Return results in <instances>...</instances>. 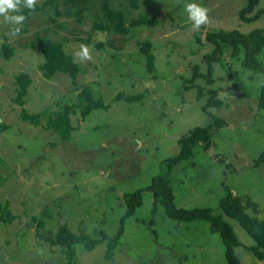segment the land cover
I'll return each instance as SVG.
<instances>
[{"label":"rangeland","instance_id":"rangeland-1","mask_svg":"<svg viewBox=\"0 0 264 264\" xmlns=\"http://www.w3.org/2000/svg\"><path fill=\"white\" fill-rule=\"evenodd\" d=\"M91 2L80 25V39L85 42H65L66 51L81 68L74 81L64 73L45 79L39 70L42 55L28 46L34 32L47 26L41 15L24 21L29 32L10 34L11 24L0 14V54L7 42L13 51L10 59L0 55V108L8 125L12 124L0 136V156L6 160L5 164L0 161V204L9 202L18 217L11 224H0V264H64L63 248L50 247L39 238L40 221L42 233H55L65 224L72 232L93 238L100 233L114 236L126 210L124 194L147 187L163 170L162 162L179 153L178 139L194 127L210 125L214 118L226 124L210 129V147L199 142L189 157L171 164L174 205L210 208L221 214L241 242L234 249L240 262L264 264L249 250L252 238L219 209L226 186L256 201L264 219V164L254 166L264 150V110L257 107L264 72L245 68L243 51L233 56L232 46L227 45L221 60L212 64L216 72L211 82L204 77L190 81L193 66L202 74L207 72L203 54L215 47L207 41V32L247 33L263 28L264 14L244 22L239 13L245 0H139L135 10H129L127 0H110L127 18L145 15L158 23L109 34L91 30L96 10L89 11L100 0ZM189 2L207 9V22L198 28L192 27L185 11ZM262 8L264 0L253 11ZM65 17L59 20L66 30L57 29L55 37L73 28L72 20ZM196 34L202 45L195 40ZM147 40L155 56L152 71L146 70V57L137 45ZM98 41L110 44L89 45ZM82 46L87 48V58L78 55ZM257 58L264 66V47ZM20 72L32 79L25 104L31 112L55 110L58 103L74 104L85 86L105 107L81 121L77 111L73 123L79 124L70 140L50 146L55 140L51 132L18 122L20 108L13 97L15 75ZM209 90L222 103L204 110ZM130 96L139 97L128 101ZM152 200L149 191L142 193V204L122 222L123 232L110 258H106V242L91 250L76 243V264H225V247L207 221H175L161 205L152 213Z\"/></svg>","mask_w":264,"mask_h":264},{"label":"trees","instance_id":"trees-1","mask_svg":"<svg viewBox=\"0 0 264 264\" xmlns=\"http://www.w3.org/2000/svg\"><path fill=\"white\" fill-rule=\"evenodd\" d=\"M62 1L64 2L62 6L65 5L64 10L61 9L62 6L60 7ZM245 1L246 6L243 7L239 13L240 18L244 20V22H251L264 14L263 8L257 9L255 12L253 11L254 8L256 9L260 0ZM127 4L130 8L129 10H135L139 7V0H127ZM90 5H93L91 0H43L41 3L35 1V6L29 9L24 6V0H20L18 10H10L11 14L22 13L25 16L24 21L27 19L30 20V18H36L40 15L43 17L47 26L39 28V31L34 32V40L28 47H36L39 49L42 58L40 59L38 68L45 79H52L54 75L64 73L69 75L74 81L80 73L81 68L75 60L76 58L66 51L65 42H85L80 39V25L84 22L83 11H88ZM94 8L96 14L91 26L92 31H100L101 33L105 32L109 34H125L129 31L128 29L133 27L141 25L151 27L158 23V20L149 19L145 15L127 18V15L122 9L114 4H110V0H100L98 6L94 5L89 12L91 13ZM251 13L253 14L247 16ZM64 15L66 16L65 19L68 18L72 20L73 24H69L73 26V28L69 32L55 37L57 29L62 31L66 30L63 20H61V22L59 20V18ZM24 21L21 25L19 24L21 28L18 27V25L11 24L8 25L7 29L9 31L16 29V33H20L21 31L29 32L30 30L28 31ZM7 35L8 32H6L5 36ZM88 38L87 36L86 39ZM206 39L215 46L209 54H203L204 60L208 66L207 72L202 74L199 72L197 65L193 66L192 78L190 81L195 77H204L208 82H211L213 74L216 72L212 64L221 60L223 48L227 45L232 46L233 56H237L239 52L243 51L242 64L245 68L255 72H264V66L257 58V55L264 47V27L255 28L247 33H241L235 29L227 32H207ZM195 40L198 44L202 45L200 34L195 35ZM92 44L102 48L110 43L106 44L98 41L90 43L89 45ZM11 45L12 44L8 42L3 45L1 50L2 55L0 54L2 58L10 59L12 57L13 51ZM137 45L140 47L139 51L146 57V70L152 71L155 66L153 44L151 41L147 40L145 42H138ZM31 84L32 79L28 73L20 72L15 75V95L13 99L20 108L18 122H24L25 124L29 123L39 128V130L43 129L51 132L55 140L50 142V146H54L56 141L62 143L70 140L71 133L76 130V125L79 124L73 123V118L78 112L81 121L84 120L91 111L105 107L101 99L93 97L91 88L85 86L83 91L76 98L74 104L66 103L61 105L58 103L55 110H51L47 107V109L42 111L31 112L29 110L30 107L25 108L28 98V89ZM86 87H88V90L85 89ZM197 89L200 91L199 86H197ZM208 93L209 97L203 109L207 110V107L220 106L222 101L219 98H215L217 95L216 92H214V90H209ZM38 95L41 94L37 93V98ZM138 97L139 96H130L127 100L133 101L138 99ZM37 98H35V100H37ZM257 100V107L260 110H264V80L261 83ZM3 111L4 109L0 108V114L3 116V122L0 124V136L4 135L6 130L12 126V124L8 125ZM225 124L226 122L222 118H214L210 125L194 127L189 130L187 134L178 139L180 151L176 156L167 158L162 162L161 167L163 170L160 169L161 173L154 175L150 184L144 189H136L133 192L124 194L126 210L120 218V227L114 236L110 237L104 233H100L99 238H93L83 232L74 233L65 224L59 226L55 233L53 230H51L53 232L42 233L40 229L43 227L44 223L40 221L36 230L39 238L50 247L60 246L63 248L65 256L64 264H76V252L74 249L76 243H81L85 249L91 250L96 244L106 242V258H110L122 235V222L124 218L134 213L135 209L142 204V193L144 191H149L153 197L152 213H156L157 206L161 205L165 215L175 221H207L210 231L220 236L225 247V264H242L234 252V249L240 246L241 242L237 239L232 226L224 220L221 214H214L210 208L184 209L176 207L174 205V194L169 182L171 164L189 157L193 146L199 142L204 143L203 145L206 147H210V129L216 126L222 128ZM0 161H3L5 164L6 160L0 156ZM260 164H264V150L258 155L254 166L257 167V165ZM219 209L223 215L234 219L252 238L254 245L249 247L250 252L258 261H264V219L260 217L261 209L258 203L250 196H239L224 186V195L219 201ZM16 218L18 217L12 214L9 202H6L5 205L0 204V224H11Z\"/></svg>","mask_w":264,"mask_h":264},{"label":"clouds","instance_id":"clouds-1","mask_svg":"<svg viewBox=\"0 0 264 264\" xmlns=\"http://www.w3.org/2000/svg\"><path fill=\"white\" fill-rule=\"evenodd\" d=\"M20 0H0V14L4 16L5 21L9 22L12 25L21 24L25 16L21 14H11L10 10H18ZM24 6L32 9L35 6V0H24ZM185 11L188 14V18L192 21V27L198 28L202 23L207 22V9L194 3L189 2L185 5ZM15 29L10 32L14 34ZM78 55L83 56L84 58L88 57L87 48L82 46L81 52Z\"/></svg>","mask_w":264,"mask_h":264},{"label":"water","instance_id":"water-1","mask_svg":"<svg viewBox=\"0 0 264 264\" xmlns=\"http://www.w3.org/2000/svg\"><path fill=\"white\" fill-rule=\"evenodd\" d=\"M2 122V118H1V116H0V123Z\"/></svg>","mask_w":264,"mask_h":264}]
</instances>
